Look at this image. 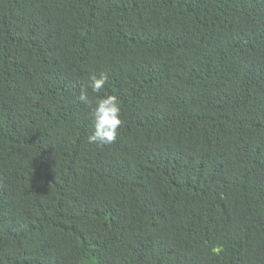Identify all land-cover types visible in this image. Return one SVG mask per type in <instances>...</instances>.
I'll use <instances>...</instances> for the list:
<instances>
[{"label":"trees","instance_id":"16d2710c","mask_svg":"<svg viewBox=\"0 0 264 264\" xmlns=\"http://www.w3.org/2000/svg\"><path fill=\"white\" fill-rule=\"evenodd\" d=\"M0 264H264V0H0Z\"/></svg>","mask_w":264,"mask_h":264},{"label":"clouds","instance_id":"9594fccd","mask_svg":"<svg viewBox=\"0 0 264 264\" xmlns=\"http://www.w3.org/2000/svg\"><path fill=\"white\" fill-rule=\"evenodd\" d=\"M109 82V75L101 72L92 73L86 86L81 87L79 100L91 106L92 133L87 137L88 144L109 145L116 141L118 129L122 125V107L116 95L97 96L95 101L89 98V89L92 93H101ZM216 251V249H213Z\"/></svg>","mask_w":264,"mask_h":264},{"label":"bare ground","instance_id":"6f19581e","mask_svg":"<svg viewBox=\"0 0 264 264\" xmlns=\"http://www.w3.org/2000/svg\"><path fill=\"white\" fill-rule=\"evenodd\" d=\"M26 32V31H25Z\"/></svg>","mask_w":264,"mask_h":264}]
</instances>
